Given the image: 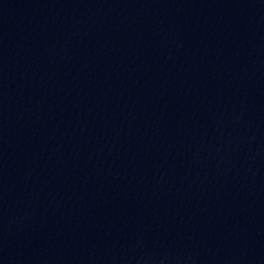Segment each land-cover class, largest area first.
Listing matches in <instances>:
<instances>
[{"label": "water", "instance_id": "95a60500", "mask_svg": "<svg viewBox=\"0 0 264 264\" xmlns=\"http://www.w3.org/2000/svg\"><path fill=\"white\" fill-rule=\"evenodd\" d=\"M0 264H264V0H0Z\"/></svg>", "mask_w": 264, "mask_h": 264}]
</instances>
